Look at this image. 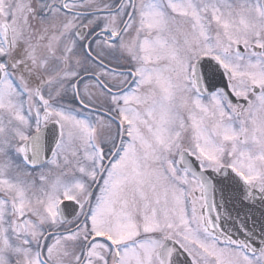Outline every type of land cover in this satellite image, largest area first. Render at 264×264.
<instances>
[{
	"label": "snow or ice",
	"instance_id": "1",
	"mask_svg": "<svg viewBox=\"0 0 264 264\" xmlns=\"http://www.w3.org/2000/svg\"><path fill=\"white\" fill-rule=\"evenodd\" d=\"M0 264H264V0H0Z\"/></svg>",
	"mask_w": 264,
	"mask_h": 264
}]
</instances>
